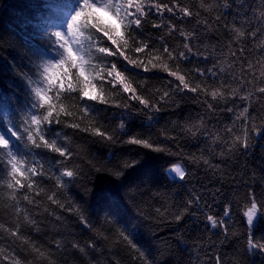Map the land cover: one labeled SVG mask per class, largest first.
I'll use <instances>...</instances> for the list:
<instances>
[{
    "label": "trees",
    "instance_id": "1",
    "mask_svg": "<svg viewBox=\"0 0 264 264\" xmlns=\"http://www.w3.org/2000/svg\"><path fill=\"white\" fill-rule=\"evenodd\" d=\"M161 2L171 6L172 0ZM179 2L193 15L181 18L182 14L164 12L159 16L153 11L133 35L148 42L150 48L162 50V45H167L174 54L184 51L188 58L178 61L179 68L193 85L203 81L211 89L223 83L229 89H239L241 95L264 86L260 83L264 68V17L260 14L264 0H203L210 6L207 11L200 7V0ZM70 3L71 0H0V121L4 126L15 124L19 128L23 124L30 107L27 77L36 80L35 66L55 54L49 35L62 26ZM161 22L160 28L152 26ZM169 22L176 26L171 34ZM234 27L246 35L237 40ZM254 29L256 37L247 35ZM181 30L191 35L185 39ZM114 35L120 39L119 34ZM185 43L191 52L183 47ZM109 45L116 47L105 38L104 46ZM249 61L254 66L251 71ZM93 63H116L121 71L127 69L125 75L137 94L160 110L145 109L129 99L128 93L119 91V85L113 88L105 82L108 104L87 98L80 101L78 92L63 100L65 105H92L90 118L116 142L64 123L53 124L51 133H58V142L72 153L66 160L45 149H31L26 136L22 141L13 137L25 159L44 165L46 176L37 180L47 190L56 191L65 205L58 208L43 197H37L43 200L40 207L22 202L21 207L29 209L40 228L33 231L23 222L22 213L19 220L23 234L50 252L54 264H145L120 236L123 230L131 233L150 264H216L217 258L221 264H264V250L248 246L249 238L254 243H264V220H258L262 210L258 207L252 226L244 216L246 205L250 206L249 192L255 193L258 201L264 200V94L254 92L246 101L231 95L226 102L214 101L210 95L180 91L179 81L162 69L144 71L128 65L122 57L101 58L98 54ZM169 65L174 69L172 61ZM196 69L205 75L200 76ZM253 76L255 84L242 88L241 82L251 81ZM164 92L169 96L162 100ZM205 100L213 105L212 109ZM244 107L248 108L246 115L261 127V133L252 134V147L241 154L228 150L225 142L230 143L231 136L225 129L235 124L234 131L239 133L244 117L238 120L237 116ZM87 123L84 120L81 127ZM130 137L150 139L154 147L126 143ZM156 147L164 151L157 152ZM177 164L186 173L184 180L170 175ZM65 166L77 174L64 177L65 187L57 189L56 177ZM196 196L199 201L189 205L188 201ZM11 203L6 190L0 189V223L6 226H14L17 220ZM45 207L55 214L48 215ZM226 207L230 209L228 216L224 215ZM68 208L72 211L65 210ZM177 214H182L180 221L174 218ZM208 215L223 220L227 234L223 227L212 228ZM81 216L87 224L81 222ZM0 235L6 234L0 230ZM9 243L0 240V247L7 248ZM74 243L79 247L73 248ZM79 248H84V252ZM34 255L27 259L33 260Z\"/></svg>",
    "mask_w": 264,
    "mask_h": 264
},
{
    "label": "snow or ice",
    "instance_id": "2",
    "mask_svg": "<svg viewBox=\"0 0 264 264\" xmlns=\"http://www.w3.org/2000/svg\"><path fill=\"white\" fill-rule=\"evenodd\" d=\"M67 7L70 10L64 14L66 19L62 26L57 27L60 30L53 31L49 35L50 42L55 47V54L35 66L36 80L27 77V86L30 89L28 92L30 107L27 109L23 124L19 128L15 124L12 127H7L0 121V174L3 177L0 179V189L6 190L7 198L12 202L10 206L17 218L14 226H6L4 223H0V230L6 234L0 235V240L10 241L7 248L0 247V264H36V261H47V264H54L51 260L50 252H46L42 246H38L32 241L30 236L23 234L22 224L19 220L22 213L23 222L30 225L33 231L38 232L40 228L38 221L30 214L29 209L27 207L22 208L21 203L24 202L26 205L40 207L43 200H37V197H43L58 208H65V205L57 198L56 191L47 190L37 180V177L46 176L44 165L38 160L30 162L25 159L20 152L19 146L13 141V137H15L16 141H22L26 136L27 145H30L31 149H45L58 154L66 160L72 156V153L67 146L58 142V133H51L50 130L53 124L64 123L68 127L90 132L94 136L116 142L111 134L102 130L90 118V114L94 110L92 105H65L63 100L65 96L71 97L73 92H78L80 101L87 98L91 101L108 104L110 101L104 93L105 82L111 84L113 88L119 85V91L128 93L129 99L138 101L145 109L160 110L149 99L137 94V89L133 87L131 80L125 75L127 69L121 71L116 63H111L110 65L93 63V59L97 54L101 58L107 56L122 57L128 65L137 69L142 68L144 71L162 69L179 81L178 88L180 91L188 90L204 96L210 95L214 101L226 102L229 95L233 97L239 96L242 101H246L253 97L254 92L264 94V86L254 87V92L246 91L241 95L239 89H229L223 83L211 89L203 81L193 85L186 79L185 75L181 74L179 68L178 61L188 58L184 51L174 54L173 50L167 45H162V50L160 48H150L148 42L140 40L133 35L136 29L141 28L143 20L153 11L159 16H163L164 12H168L173 16L182 14L181 18L192 16L193 13L189 8L182 6L179 0H172L171 6L167 3H162L161 0H71ZM200 7L207 11L210 6L205 5L203 0H200ZM105 12L116 20V26L102 23L99 13ZM196 15L199 16V12ZM260 15L264 17V11ZM216 19L218 21L220 17L217 16ZM152 26L160 28L163 26V22L161 24L153 23ZM168 26L169 34L176 30V26L171 24V22H169ZM120 29H123V31H120ZM233 31L237 40L246 35V32L240 28L234 27ZM114 34H119L120 39H117ZM180 34L185 39L191 35L182 30ZM247 35L256 37L257 30L254 29L248 32ZM125 36L127 38H124ZM105 38L111 41L112 45H116V47L113 49L111 45L104 46ZM183 47L188 52L192 51L188 43H185ZM130 53L142 55H131ZM232 54L236 55V53ZM169 61L173 62L174 69L170 67ZM253 67V64L249 61L248 69L251 71ZM196 71L200 76L205 75V72L201 69H196ZM207 71L213 76L216 75L212 69ZM260 77L262 78L260 83L264 85V68L260 72ZM255 80L256 77L253 76L251 81H242L241 87H246L249 84L254 85ZM89 86H91V90H88ZM97 87H99V92L96 91ZM168 96L169 93L164 92L161 99L163 100ZM72 99H77V97ZM205 103H208L207 100H205ZM125 106L127 107V105ZM208 107L212 109L213 105L208 103ZM228 111H232V109H228ZM247 113L248 108L244 107L239 116H237L238 120L244 117L239 133L234 131L235 124L225 129L231 136V142H225L229 151L246 154L252 147V134L259 135L261 133V127L250 116H247ZM64 117L70 119L65 120L63 119ZM84 120H88V123L81 127ZM120 128H124L123 123H121ZM51 135H55L56 138H50ZM126 143L142 145L148 149L154 147L150 139L140 137H130ZM154 150L157 152L164 151L160 147H156ZM56 163L59 164L62 161H56ZM204 163L209 165V161L206 159ZM170 171L174 172L180 180L185 179L186 173L181 165H174ZM76 174L74 169L67 166L63 167L60 170V175L56 177V188L65 187L64 177L72 178ZM199 199L200 197L196 196L194 200L190 199L188 204L191 205L194 202H198ZM248 200L250 206L246 205L247 211L244 212V216L247 217V224L252 226L254 217L257 216L258 207L262 210L258 220H264V200L258 201L253 192L248 193ZM65 210L72 211L71 208ZM44 211L48 215L55 214L49 211L47 207L44 208ZM157 212H159V209H157ZM229 213L230 209L226 207L224 215L228 216ZM174 218L176 221H180L182 214H177ZM57 219H60V217L57 216ZM80 219L82 223L87 224L83 216ZM207 220L212 228L223 227L224 233L227 234L228 229L224 225L223 220H217L213 215H208ZM120 236L132 249L139 253L145 264H150L144 253L133 242L131 233L123 230L120 232ZM17 241H19V245L16 244ZM248 246L264 250V243H254L253 238L248 239ZM57 247L59 248V242H57ZM72 247L78 248L79 246L74 243ZM89 247H95V245H89ZM17 248H19V251H17ZM79 250L84 252L85 249L79 248ZM21 252L26 255L22 257ZM32 254H35L34 259H27V256ZM216 264H221L219 258L216 259Z\"/></svg>",
    "mask_w": 264,
    "mask_h": 264
},
{
    "label": "rangeland",
    "instance_id": "3",
    "mask_svg": "<svg viewBox=\"0 0 264 264\" xmlns=\"http://www.w3.org/2000/svg\"><path fill=\"white\" fill-rule=\"evenodd\" d=\"M99 16L101 17V21L107 23V24H111V25H116V20L113 19L112 16H110L108 13H99ZM59 27V26H57ZM55 28V31L57 30H60L59 28ZM170 175L173 177V178H177V179H180L174 172L170 171Z\"/></svg>",
    "mask_w": 264,
    "mask_h": 264
}]
</instances>
